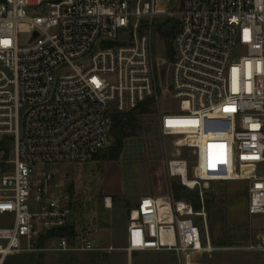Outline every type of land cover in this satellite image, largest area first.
Returning a JSON list of instances; mask_svg holds the SVG:
<instances>
[{
    "label": "built area",
    "instance_id": "obj_1",
    "mask_svg": "<svg viewBox=\"0 0 264 264\" xmlns=\"http://www.w3.org/2000/svg\"><path fill=\"white\" fill-rule=\"evenodd\" d=\"M165 20L178 26L166 90L178 110L160 111L159 131L183 137L199 158L191 187L185 159H168V173L200 186L210 179L199 171L202 148L222 139L230 177L238 168L248 182V214L264 224V0H179L178 11L158 0H3L0 143L12 142L13 157L0 158V217H11L0 225V264L15 254L116 250L101 244L96 222L75 228L66 177L46 168L93 161L114 110L160 102L153 35ZM211 115L223 119L220 131ZM199 200L196 211L172 193L141 197L129 214V257L169 251L186 264L185 256L211 251L202 188ZM245 249L264 264V226Z\"/></svg>",
    "mask_w": 264,
    "mask_h": 264
},
{
    "label": "rangeland",
    "instance_id": "obj_2",
    "mask_svg": "<svg viewBox=\"0 0 264 264\" xmlns=\"http://www.w3.org/2000/svg\"><path fill=\"white\" fill-rule=\"evenodd\" d=\"M158 2L167 11L179 10V0H158ZM31 14L34 15L36 12ZM166 21H161L158 25L166 24L164 27L168 29L175 22L174 20L169 23ZM19 39L20 44L25 45L30 39V34L22 33ZM166 41L159 31L154 33L153 50L157 65L156 76L160 102L153 101L151 104L153 113L144 119L150 130L128 139L117 161L104 160L100 157L110 146L109 136L108 144L93 161L48 165L46 168L66 177V191L71 199L72 220L75 228L79 229L89 221L96 222L99 226L98 239L101 244L112 246L116 250L100 254L99 260L95 259L93 253H43L42 259L35 255L31 264H40V262L43 264H96L97 262L98 264H129L130 260L131 264H180L178 256L169 251L136 252L130 258L124 250L129 214L140 198L169 193L176 198L172 185L174 183L183 185L181 178L169 175L168 159L175 157L185 159L188 163L189 178L196 179L195 167L199 158L195 156L194 151L184 146V138L165 137L159 131L160 111L169 113L178 110L176 100L166 91L170 86L173 63V60L169 61L166 55ZM170 42L173 44L172 41ZM215 117L214 115L211 118L212 130L220 131L224 121L222 118L215 119ZM220 140L222 139H211L212 142L204 146L201 151L202 165L199 171L203 173L204 178L210 179L201 181V185L196 188L185 186L189 191L199 192L201 188L205 191L212 250L194 253L189 258L185 256V262L186 264H263L259 253L245 249L251 235L263 228V218L249 216L246 190L248 182L237 178L240 171L238 168H235L233 177H230V172L226 168L225 143L219 142ZM5 147L8 151L0 148V158L11 159L13 151L11 156L9 151L12 149V142L9 140ZM213 197L219 204L207 205V199ZM107 199L111 207H106ZM218 199L220 201L222 199V203ZM200 209L201 203L200 208L195 210ZM10 220V216L0 217V225H7ZM205 233L206 231L203 230L204 239Z\"/></svg>",
    "mask_w": 264,
    "mask_h": 264
},
{
    "label": "trees",
    "instance_id": "obj_3",
    "mask_svg": "<svg viewBox=\"0 0 264 264\" xmlns=\"http://www.w3.org/2000/svg\"><path fill=\"white\" fill-rule=\"evenodd\" d=\"M3 1V0H0ZM171 20H167L166 22H170ZM164 22V23H166ZM163 23V24H164ZM176 22H173L171 26L166 29L165 25L158 26L157 31L161 33L162 38H165L166 46H167V58L169 61L174 60V46L170 42L174 40L175 35L177 33V25ZM153 103L152 99H148L145 102L138 105V107L134 110L128 112H119L114 110L110 117L111 122V131H110V146L106 149L105 153L102 154L100 157L104 160L110 161H117L120 159V155L124 149L125 142L128 139L134 138L139 136L140 134L147 132L150 130L149 125L145 122L144 119L149 114H152L153 111L151 109V104ZM7 144V140H3L0 143V148H5ZM8 151V149H7ZM102 151V150H101ZM100 151V152H101ZM99 152V153H100ZM99 153L95 156L97 157ZM247 201H248V187H247ZM172 191L174 192L177 199L184 198L185 200L190 201L193 204L194 209L200 208V201H199V192L189 191L185 185H177L174 183L172 185ZM220 203H222V199H218ZM218 205L219 203L216 202V198H208L207 205ZM64 230H59L58 234H63ZM56 234V233H55ZM46 238L40 240V243L45 242ZM100 254L105 253H93L95 259L99 260ZM35 255H38L39 258H43V253L39 254H15L8 257L5 264H31V260ZM28 256V257H27ZM23 259H26L25 261ZM97 262L96 264H98ZM40 264H43L40 262Z\"/></svg>",
    "mask_w": 264,
    "mask_h": 264
},
{
    "label": "bare ground",
    "instance_id": "obj_4",
    "mask_svg": "<svg viewBox=\"0 0 264 264\" xmlns=\"http://www.w3.org/2000/svg\"><path fill=\"white\" fill-rule=\"evenodd\" d=\"M214 115L209 116L210 118H212ZM195 180H191L190 178L184 177V183L189 185L190 187L193 186L195 184L194 182Z\"/></svg>",
    "mask_w": 264,
    "mask_h": 264
},
{
    "label": "water",
    "instance_id": "obj_5",
    "mask_svg": "<svg viewBox=\"0 0 264 264\" xmlns=\"http://www.w3.org/2000/svg\"><path fill=\"white\" fill-rule=\"evenodd\" d=\"M207 184V183H206Z\"/></svg>",
    "mask_w": 264,
    "mask_h": 264
}]
</instances>
